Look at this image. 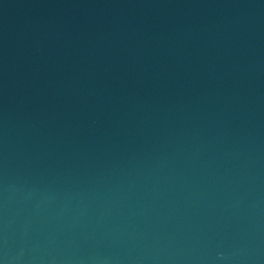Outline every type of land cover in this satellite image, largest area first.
I'll return each instance as SVG.
<instances>
[{
	"label": "water",
	"instance_id": "95a60500",
	"mask_svg": "<svg viewBox=\"0 0 264 264\" xmlns=\"http://www.w3.org/2000/svg\"><path fill=\"white\" fill-rule=\"evenodd\" d=\"M0 264H264V0H0Z\"/></svg>",
	"mask_w": 264,
	"mask_h": 264
}]
</instances>
